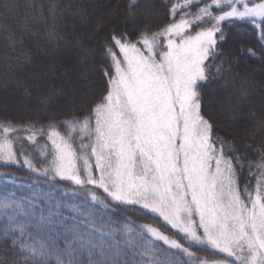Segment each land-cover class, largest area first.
Returning <instances> with one entry per match:
<instances>
[{"label": "snow or ice", "instance_id": "1", "mask_svg": "<svg viewBox=\"0 0 264 264\" xmlns=\"http://www.w3.org/2000/svg\"><path fill=\"white\" fill-rule=\"evenodd\" d=\"M73 7L61 0H6L0 14L24 9L26 19L46 24ZM110 7L113 14L120 11ZM156 9L170 19L152 30ZM77 14L87 19V7L79 5ZM124 18L137 35L113 29L102 49L104 62L95 66L99 76L86 70L81 77L85 96L100 93L87 115L47 127L0 123V163L24 167L53 189L68 182L64 196L80 198L57 206L68 213H54L64 220L57 240L42 231L44 216L33 211L42 205L34 195L0 197V264H264V141L253 150L258 159H247L219 134L205 104L209 83L231 75L222 56L225 27L247 22L264 40V0H128ZM9 28L0 23V36L15 52L23 39ZM47 39L58 43L64 36L53 24ZM23 62L30 64L31 56L23 54ZM239 94L245 102L250 95L243 85ZM219 102L234 119L244 115L243 103ZM256 123L264 132V117ZM33 152L47 160L45 166L38 167ZM246 166L253 187L242 181ZM117 206L138 207L173 234L131 218L105 222L100 212ZM76 217L82 223L68 222ZM193 246L223 258L202 259Z\"/></svg>", "mask_w": 264, "mask_h": 264}, {"label": "trees", "instance_id": "2", "mask_svg": "<svg viewBox=\"0 0 264 264\" xmlns=\"http://www.w3.org/2000/svg\"><path fill=\"white\" fill-rule=\"evenodd\" d=\"M4 2L6 0H0V4ZM20 2L30 3L31 0H20ZM35 2L40 4L41 0H35ZM44 2L47 3V0ZM61 2L63 5L72 4L74 7L65 9L62 17L58 14L54 21L50 19L46 24L35 22L30 18L26 19L24 9L13 11L8 16L0 14V23H7L10 26L9 30H15L17 38L23 39V44L18 43L16 51L13 52L4 42L3 36H0V91L20 97L24 105L23 108L15 104V108L8 111L0 108V123L33 122L38 126L47 127L50 122L87 115V106L94 99H98L100 93L85 96V89L79 87L82 83L79 80V73L84 74L87 70L99 76L95 66L104 62L102 49L113 29L127 32L130 37L137 35L138 29H133L132 21L124 18V5L128 0H61ZM146 2L148 0H140L141 4ZM155 2L159 3L160 0ZM81 4L87 7V19L82 20L77 14L78 6ZM110 5H119L120 11L113 14ZM154 12L150 20L152 30H156L170 19L164 16L162 9H156ZM141 23L145 21L138 22V24ZM53 24L64 36V39L58 43L49 42L47 39V29ZM225 33L228 38L221 46L222 56L229 62L225 63L224 67H231V75L223 79H213L207 86L205 104L212 111H206V115H211L215 120L220 135L225 136L247 159L255 162L258 158L253 155V150L264 141V132L258 130L259 125L256 123L257 119L264 117V108H262L264 40L260 39L258 30L247 22L227 26ZM249 48L255 50V55L247 53ZM25 53L31 56L30 64L23 62ZM219 62V60L214 61L213 65ZM5 65H11V68ZM213 65H210V72L214 75L216 69ZM241 85L250 93L246 102L240 98ZM49 97H51L50 102L45 104ZM229 98L233 104H244L242 108L244 115L238 119H234L230 107L221 109L219 101ZM30 105H33L35 110H32ZM250 112L255 113V118L249 115ZM59 130L66 131L63 126ZM39 142L45 143L46 137L39 138ZM24 143L26 148L31 150L27 141ZM14 148H18V145H14ZM32 154L38 158V153ZM46 163L45 158H38V167L45 166ZM3 174L16 177V183L8 182ZM37 180L40 182L35 183ZM242 181L250 187L254 186V180L249 177L247 166L242 174ZM71 187L68 182H59L57 188L53 189L50 184L44 183L42 178L24 167L0 163V197L13 193L17 199L34 195L38 205H42L33 209L36 215L42 213L44 216L45 223L42 231L53 233L57 240L61 239L58 228L64 220L54 213L63 212L65 216L68 215L64 207L57 206H63L69 200L78 202L80 199L64 196L63 193ZM98 194H102V190ZM100 216L105 222L116 225L123 224L127 218H131L138 224L153 223L154 226H162V221L138 207L117 206L112 210L101 211ZM82 221L83 217L68 220L69 223L75 224H80ZM161 230L166 231V234H173V231L168 230L166 226L161 227ZM192 250L196 251L202 259L223 258L221 254L213 255L202 247L193 246Z\"/></svg>", "mask_w": 264, "mask_h": 264}, {"label": "rangeland", "instance_id": "3", "mask_svg": "<svg viewBox=\"0 0 264 264\" xmlns=\"http://www.w3.org/2000/svg\"><path fill=\"white\" fill-rule=\"evenodd\" d=\"M76 63V62H75ZM75 67V66H74ZM82 73V74H81ZM79 80L81 82L82 79L81 77L84 75L83 72H80L79 73ZM1 90V89H0ZM13 96V97H12ZM15 104H17L18 107H23L24 108V105H23V102L21 101V98L16 96V95H11V94H4L3 91H0V108L3 110V111H8V110H11V109H14L15 107ZM19 104V105H18ZM22 104V106L20 105ZM16 106V107H17ZM32 110H35L34 106L33 105H30L29 106ZM23 110V109H22ZM25 110V109H24ZM29 111V110H28ZM222 255V254H221Z\"/></svg>", "mask_w": 264, "mask_h": 264}]
</instances>
